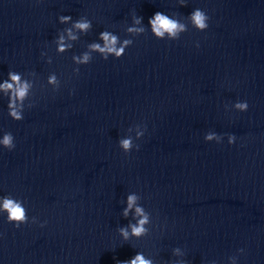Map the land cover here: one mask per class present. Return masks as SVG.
Segmentation results:
<instances>
[{
	"label": "clouds",
	"instance_id": "9594fccd",
	"mask_svg": "<svg viewBox=\"0 0 264 264\" xmlns=\"http://www.w3.org/2000/svg\"><path fill=\"white\" fill-rule=\"evenodd\" d=\"M180 5L186 6L184 0H180ZM186 19L189 23H184L182 20H178L157 11L149 18L148 25L150 27H146L143 24V17L134 14L132 16L131 26H128L125 31L129 37L140 36L150 30L151 34L158 40H178L182 33L188 31V24L197 31H205L209 27V16L202 9H194ZM58 22L63 25H70V27L64 28L54 41L58 54H63L73 47V43L66 42L65 33L67 34L68 41L75 42L79 39L80 35L87 34L92 30V22L86 16H81L73 21L70 15H60L58 17ZM98 41L99 42L89 43L87 45V50L81 55H74L72 57L73 62L78 66L87 65L91 62L93 53L99 54L104 60H107L110 56L119 59L125 54V50L134 43V40L131 38H126L121 41L118 35L108 30H103L99 33ZM197 47H199V44H197ZM45 55L46 53H41V56ZM51 62L52 60L49 57L47 63L51 64ZM79 71V67L73 69L75 74H79ZM30 74L35 75V73ZM22 76L23 74L21 73L9 71L7 79L0 82V92H2L9 101L7 104L8 115L15 121H20L24 118L23 111L25 108V101L29 99L34 87L33 80L26 78L22 79ZM47 85L51 86L53 90L59 88L60 80L55 73L49 74ZM27 106L31 107L32 104L29 103ZM233 107L243 112L248 110L249 105L247 101H238ZM131 128L132 127H130L129 130H131ZM135 128L139 129L135 135V138L139 139L144 135V130H142L141 125H136ZM204 139L207 142L216 141L220 143L223 137L215 132H208L205 134ZM235 139V135H228V144H233ZM0 146H3V148L9 151L15 148L14 136L11 132H5L3 134L2 138H0ZM118 146L124 153H129L133 147L139 148V145H134L133 137L130 135L125 138H120ZM140 199L141 197L135 193L127 195L126 207L122 210V217L125 219L128 218L130 213L134 210L132 219L135 223L129 222L126 226H121L117 229L124 241H129L133 237L140 239L149 234V228L147 226L151 223V214L138 203ZM0 213H6L7 222L13 224L16 228L29 222L24 202L11 195L0 197ZM31 222L36 223V218L33 217ZM44 223H46V221ZM40 226L43 227L44 224ZM238 252L242 254L244 249H239ZM181 254V249L179 247L172 250L173 256ZM228 259L229 264H237V256H230ZM116 264H154V261L151 258H146L143 253L137 252L131 259L123 261L117 260ZM171 264H186V262L184 260H174ZM210 264H216V262L211 261Z\"/></svg>",
	"mask_w": 264,
	"mask_h": 264
}]
</instances>
